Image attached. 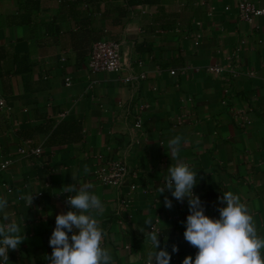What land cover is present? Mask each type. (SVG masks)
Instances as JSON below:
<instances>
[{
  "label": "crops",
  "instance_id": "0c3cea01",
  "mask_svg": "<svg viewBox=\"0 0 264 264\" xmlns=\"http://www.w3.org/2000/svg\"><path fill=\"white\" fill-rule=\"evenodd\" d=\"M236 1L0 0V195L25 236L9 264H48L55 217L69 208L58 192L71 183L100 196L93 214L114 264H145L150 245L139 229L151 230L149 218L164 231L161 246L178 247L171 264L194 257L183 237L187 201L158 193L176 135L205 214L218 217V197L231 191L264 235V13L239 20ZM250 1L264 10V0ZM103 38L120 45L118 72L85 66ZM106 161L124 165L119 184L100 180L111 174Z\"/></svg>",
  "mask_w": 264,
  "mask_h": 264
},
{
  "label": "clouds",
  "instance_id": "9594fccd",
  "mask_svg": "<svg viewBox=\"0 0 264 264\" xmlns=\"http://www.w3.org/2000/svg\"><path fill=\"white\" fill-rule=\"evenodd\" d=\"M184 142L180 135L168 140L166 152L175 163L164 172L158 188L159 194L167 190L176 201L188 204V214L182 222L183 237L197 251L194 257L185 256L181 264H264V235L258 233L253 216L238 195L222 192L218 197V217L205 214L200 197L193 191L198 183L197 170L180 158ZM92 187L71 183L59 189V194L66 195L69 208L55 217L48 240L52 248L48 264H114L112 253L102 244L106 233L93 214H100L103 202ZM33 193L24 197L28 206ZM163 203L166 208L173 207L168 196H164ZM8 206L7 197L0 195V264H9V251L18 249L25 239L24 223L22 228L10 219ZM145 224L151 226L150 231L139 229L150 245L145 264H171V253L177 252L178 247L173 244L170 253L158 239L164 231L154 229L151 218Z\"/></svg>",
  "mask_w": 264,
  "mask_h": 264
},
{
  "label": "built area",
  "instance_id": "2783aa9c",
  "mask_svg": "<svg viewBox=\"0 0 264 264\" xmlns=\"http://www.w3.org/2000/svg\"><path fill=\"white\" fill-rule=\"evenodd\" d=\"M229 7L226 6L225 9ZM264 10L257 8L254 3L250 0H237L236 1V17L239 20H250L256 15L263 14ZM201 37L200 33L195 34V43ZM86 68L91 72H118L122 68L121 49L118 42L103 38L94 41L90 47L89 53L85 61ZM220 70L221 68H216ZM235 72L231 69V75ZM69 84V83H67ZM7 103L3 96L0 95V111L6 108ZM235 119L240 127H243L246 122L245 110L241 109L236 112ZM137 128L141 127L139 117L135 122ZM23 152V149L19 150ZM30 153H40V149H30ZM105 166L110 170L111 174L106 172H100L99 178L102 182L119 184L120 178L126 174L124 165L120 162L106 161ZM1 167H5L6 163H2ZM124 207H129L130 201L123 199L121 200Z\"/></svg>",
  "mask_w": 264,
  "mask_h": 264
}]
</instances>
